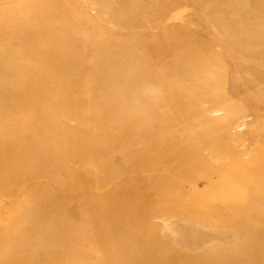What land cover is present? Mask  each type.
I'll return each mask as SVG.
<instances>
[{"label":"rangeland","instance_id":"obj_1","mask_svg":"<svg viewBox=\"0 0 264 264\" xmlns=\"http://www.w3.org/2000/svg\"><path fill=\"white\" fill-rule=\"evenodd\" d=\"M0 264H264V0H0Z\"/></svg>","mask_w":264,"mask_h":264}]
</instances>
